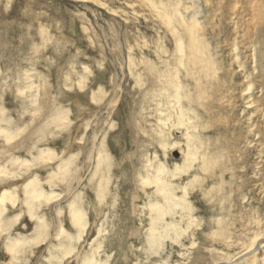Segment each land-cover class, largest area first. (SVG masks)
<instances>
[{"label":"rangeland","instance_id":"374dc122","mask_svg":"<svg viewBox=\"0 0 264 264\" xmlns=\"http://www.w3.org/2000/svg\"><path fill=\"white\" fill-rule=\"evenodd\" d=\"M154 1L157 4L176 2L184 19L196 20L199 33L217 68L215 77L209 79L211 87L206 95L207 99L201 103H193L201 126L197 132L206 145L203 152L214 157L216 163L208 173L203 171L202 162L198 160L190 174H185L179 182L182 186L186 185L198 174L200 178L207 179L205 189L215 197L220 193L216 191L218 185L225 181L227 187L224 188L229 187L230 190L224 189L225 193L222 194L229 197L233 191L236 193L231 195L227 212H222L218 203L219 206L216 205L220 214H217L211 195L205 196L200 190L198 197L203 200L201 203L207 210V216L196 217L203 222L205 219L214 222L213 219L220 217L221 212L227 218L230 214L236 225L231 228L235 238L242 236L241 241L244 239L243 242H247L253 232L259 230L257 219L263 222L260 226L264 232V0ZM177 30L183 32L184 28L177 25ZM165 36L171 37L168 28L162 25L157 10L146 0H0V105L5 110L6 118H11L14 122L11 126L13 129L26 127L22 136L12 142L18 141L16 149L8 150L9 144L0 138V154L5 153L0 162L2 166L12 168L10 160L13 156L30 161L37 157L40 150L48 149L59 155L56 161L41 162L30 172H24L23 177L9 180L10 189L17 192V202L15 205L5 202L6 214L9 218L22 214L12 237H31L35 230V220L26 213L24 181L38 176L42 187L46 191L52 190L48 179L61 163V157L79 154L78 168H82L86 165L87 150H90L94 137L98 135L97 145L104 138L109 142L116 164L113 174L115 182L101 216L95 214L98 203L94 190L90 188L87 191L90 199L85 210L90 212V221L95 229L90 231L92 236L89 239H81L75 243L76 252L80 251L81 256L91 252L93 240L98 236V228L104 222L103 227L106 228L102 240L107 246L99 251L98 259L115 264L114 256L120 244H117V248L114 245L119 231L120 239L125 237L124 249L138 247L137 250H140L144 246V241L136 244L130 235L125 236L129 216L132 218L131 195L136 192L135 184H139L138 174L144 172L147 158L151 163L166 161L169 168L173 163H183V151L180 148L169 151L165 158L157 142L160 112L158 101L154 100L152 92L158 91L163 82L152 75L149 65L154 63L156 69L163 71L171 68L164 63L173 64L175 43ZM161 41H164L165 45L162 44L167 51L162 56L157 52ZM181 75L184 85H190L193 93L195 80L186 76L185 70L181 71ZM81 81L84 82V88L79 85ZM100 92L105 94V98L99 104L93 96ZM118 97L119 101L112 109L111 103ZM35 100L33 107L32 101ZM55 108L69 111V124L63 131H60L61 128H53L52 124L49 130L61 133L51 136L47 132V124ZM39 128L45 129V136L41 132L39 135L35 133ZM31 132H34L33 140L29 138ZM184 134L185 129L171 131L172 139L180 142L183 149L186 147ZM93 169L90 166L81 177L77 175L80 179L75 178L76 182L71 185L68 193L66 190L69 188L65 183L59 181L53 187L62 196L48 205L42 204L39 209L50 226L46 244L41 246L39 252L35 250L37 258L33 262L30 260L33 255H28L26 260H22V264H49L47 257L49 258L50 248L56 242L54 237L58 209L65 211V207L73 200V193L85 191ZM15 170L19 173V169ZM121 177L126 178L131 187H125L119 196L115 187ZM8 186L4 187L0 183V195ZM153 190L150 188L148 192L152 193ZM141 191L136 194L141 193L145 199L136 202L139 207L146 201V195ZM117 198L118 205H115ZM236 211H241V216L239 213V216L236 215ZM178 219L180 217L177 214L175 220ZM63 223L72 228L68 229L70 233H75L65 212ZM145 223L144 226L141 225V238L148 228V222ZM139 224V220L137 223H129L131 227L135 225V228ZM209 231V228L203 231L202 236ZM195 240L197 244L202 242L197 236ZM6 242V237L0 238V264H12L11 257L6 254ZM183 242L184 246L166 241L163 260L170 257V261L166 260L168 264H213L206 252V244H203L205 252L200 254L204 258L199 262L200 255L196 247L191 246V240L188 238ZM259 244V247L245 251L237 244L229 248L224 245L210 247L230 253L233 260L240 264H252V260H256V264H264V237ZM77 254L63 258L62 264H84ZM129 254L133 255L130 251ZM134 258L131 264L148 262L145 255H136ZM153 259L150 260L151 264H160V261H156L157 258ZM124 261L123 259L121 262Z\"/></svg>","mask_w":264,"mask_h":264},{"label":"bare ground","instance_id":"6f19581e","mask_svg":"<svg viewBox=\"0 0 264 264\" xmlns=\"http://www.w3.org/2000/svg\"><path fill=\"white\" fill-rule=\"evenodd\" d=\"M146 1H148L154 7V9L157 10L162 25L168 28L171 37L165 36L166 39L175 43L173 64L171 62L170 64L169 62L164 63V65L170 66L171 68L163 71L161 69H156L154 63H150L149 65V70L151 71L152 75H154V77H159V79L163 82V84H161V88H159L158 91L155 90L152 92L154 100L158 101L157 106L158 111L160 112V117L158 118V126L160 128V131L157 142L160 148L163 150L165 158L169 151L176 148H180V151H183V163H173L169 168L167 166L166 161L160 162L158 160L156 163H151V161L147 158V163L144 162V172L139 171L140 173L138 174L139 184L136 185L134 183V188L136 192H133L131 195L133 206L131 212L132 218H130L129 216V221H127L128 225L126 224L125 229V236L130 235L132 237L133 242L136 244L138 242L144 241V246H142L140 250H137L138 247L136 249L133 247H129L130 249L128 248V250H126L123 248L125 237H121L120 239V231L119 233L116 232L118 234V239L116 240L114 247L117 248V244H120V248H117L114 256L115 264H125L128 262L130 263L131 261L133 262V260H135L134 257L136 255L141 257H143V255L146 256L148 262L142 261L141 264H151L150 260L153 258H157L156 261H160V264H168L167 261L170 259V257L168 260L166 259L167 261L163 260V255L165 253L166 248V241L170 240L173 243H177L176 245L180 244L184 246L183 240L188 238L191 240V246L194 248L196 247L199 255L202 252H205V247H203V244H206L208 246L207 247L205 245L207 249L206 252L208 253L210 260L213 264H240L238 261L233 260V258L230 256V253L223 251L221 252L220 250L215 249V247L211 248L210 246L224 245L229 248L232 245L237 244L238 247L241 246V248H243V251H245L246 249L250 250L252 248L259 247L258 245H261L259 244L260 240H262L264 237V232L262 230L263 228L260 226L263 223L261 219H257L256 222L259 230L253 229L255 231L253 232L249 241L243 242L244 239L241 241V238H243L242 236L239 238L238 236H236L235 238L234 233H232L231 231L232 226L235 225L234 219L233 221L231 220L229 213V218H227V216L222 213L224 210L227 209L226 207L230 203L229 200L231 198V195L234 193L233 191V193H231L229 197L227 195L222 194L225 193L224 189L227 190L229 188H224L227 187L225 186V181L222 182L221 185H218V187L215 186L217 187L216 191L220 192L216 194L215 197L214 194L209 193V191L205 189L204 183L205 181H207V179L200 178L198 174H195L194 178H192L186 185L182 186L181 182H179L183 180L185 174H190V172L193 170V167L195 166V163L198 160L202 162L201 168L204 172L209 173L215 166L216 161L214 160V157H211L205 152H203L206 145H204L205 142L203 141L202 136L197 132V130L201 126L199 124V115L194 110L193 103L195 101L201 103L203 100H205L207 93L210 91L209 87H211V85H209V81L212 79V77H215L214 75L217 74V68L215 67L212 56H210V54L208 53V46L206 45L204 38H202L201 34L199 33L198 23L196 22V20L187 21V19H184L179 12L178 3L169 1L167 3L160 2V4H157L154 0ZM177 25L183 27L184 31H178ZM160 43V46L157 45V52L160 56H162L167 51L164 47V41H161ZM162 43H164V45ZM182 70H185L186 76L193 77L196 82L195 86L193 87V93L190 85H184V80L181 75ZM205 79L206 81L204 82ZM79 85L82 88L85 87L83 81H81ZM249 89H251V86L249 87ZM208 95L210 96V94ZM156 97L159 98L156 99ZM104 98L105 94L103 92L97 93L96 95L94 94L93 96V99L99 104L104 101ZM118 101L119 97L112 101V109L117 105ZM32 102L34 103V107L36 100ZM188 105L189 107H187ZM171 110L174 111V113ZM50 115L51 120L47 124V132L49 131L52 134L51 136H55V134L61 133L60 131H63L65 130V128L68 127L69 111L55 108ZM10 119L6 118L5 110L3 106L0 105V138H3L6 144H9L8 150L12 148L16 149L18 147V141H16L15 143L12 142L22 136L23 132H25L26 130V127L23 128L21 126L16 127V129H13L11 126L14 122ZM3 123H6L7 125L4 126ZM52 124H54L53 128L57 127L61 128V130L58 132L49 130V128L52 127ZM181 129H185V149H183V147H180V142L174 141L171 137L172 130L176 131ZM44 131L45 129L42 130V128H39L35 133H38L39 135L41 132L42 136H45L47 132ZM34 132H31V136H29L30 140H33ZM97 138L98 135L94 137V142L92 147H90V150H87V156L85 155L87 157L85 163L86 165H84L82 168H78L79 154H71L68 156L65 155L61 157V163H59L57 167L51 172L50 178L48 179L49 184L52 186V190L46 191L42 187L38 176H34L31 180L24 181L25 185L23 186V190L25 194L24 204L27 208L26 213L31 219L35 220V230L34 234L31 237L23 236L14 238L11 236L14 229H17L16 227H18V225L20 224L22 214L15 215L11 218H9L6 214L7 210L5 202L9 201L14 205L17 202V192L14 189H10L11 181L9 180L11 178L14 179L15 177H23L24 172H30L37 164H40L41 162L56 161L59 155L56 151L54 152L51 149H48L40 150L37 157H34L30 161L26 159L21 160L13 156L10 160L12 168H8L6 165L2 166V162H0V183L2 182L4 187L9 185L6 189L3 187L5 190L2 191L0 195V238L6 237L7 239L5 249L7 252L6 254L11 257L12 264H22V260H26V257L28 255H33L32 257H30L31 262H33L37 258V252H39L40 248H42L43 245L46 244L45 241L49 236L50 226L48 224V221L43 219V215L40 214L39 209L42 204L48 205L53 200L55 201L56 199L62 196V194L55 191V188L53 187H55V185H58L60 181L62 183H65V185L69 188L66 190V192L68 193L71 185L76 182L75 178L80 179L81 174L83 172L85 173V171L89 169L90 166H93L94 169L92 171L89 181L85 185V191H75L73 193L74 195L72 196L73 200H71L65 207V211H62L61 208L58 209V213L56 214L57 227L54 237L56 242H54L55 244L52 245V247L50 248L49 258L47 257V260L49 264H62L63 258L72 256L76 253H78L77 257L81 256V254L79 253L80 251L76 252L75 243H78L79 241H81V239H89V236L91 235L90 231L92 229H95V225H93L90 221V212H88V210H85L86 205H88L87 202L90 199L89 195L87 194V191H89L90 188L94 190L96 201L98 203L95 207V214L96 216H101L104 207L107 203L106 201L109 199V195H111L112 184L115 182L113 179V174L115 172L116 164L113 160L111 148L108 144L109 142L107 143V138H104L103 141H101V143L97 145ZM32 148L34 149V147ZM72 150L73 149H71V151ZM3 154L5 153L0 154V160L4 159ZM222 166L225 168L224 164ZM15 169H19V173L16 172ZM77 175H79L80 177H78ZM27 179H29V176H27ZM122 179L123 178L121 177V180L118 181L117 186L115 187L116 193L119 196H121L122 190H124L125 187H131V185L128 184L126 178L123 180ZM230 184L232 185V183ZM150 188L154 189L152 193L148 192ZM140 189L143 191V194L145 193L146 195V201H144L142 207H139L136 204V202L138 203L139 201H141L142 198H144V195L142 196L141 193L136 194L137 191H141ZM194 189L196 191H194ZM200 190L204 193L205 196H209V194L211 195V199H213L212 203L214 204V207H216L215 209L217 210V214H220L218 213L217 205L218 203L219 205H221L218 206L222 209L221 214L224 216L221 215L220 217L213 219L214 222L208 219H205V221L203 222L199 220L198 217H196L197 215L205 216L207 214V210L204 209V206L201 203L203 200L201 201L198 197V191ZM206 190L208 191V193ZM209 190L213 193L216 192L213 191L214 188L213 190ZM243 201H245V199ZM262 201L264 202V197L262 198ZM115 203V205H118V198L117 202ZM120 203L122 202L120 201ZM114 209H116L115 206ZM229 209L228 211H230ZM233 209L237 210L235 208ZM215 211H213L212 213L216 214ZM64 212L67 214L75 233H70L68 229H70L71 227L66 225V223H63ZM238 213L236 215H238ZM240 213L239 215L241 216ZM177 214L179 215L180 219L175 220ZM137 220L140 221L139 227L135 228V225H133L132 227L129 225V223H137ZM251 221L255 222L254 220ZM145 222H148V228L141 238V229L142 226L146 224ZM104 223L102 224L104 225ZM248 223H250V221ZM103 225H100V228H98V236L97 238H95V240H93L94 242L92 244L93 246L91 252L87 255L85 254L81 256L82 262L84 264H108V261L98 259L99 251H101V249L106 245V243L104 244V241L102 240V238L105 237L104 232L106 228L103 227ZM208 228L210 229L209 233H205V236H202V232ZM4 234L6 235L4 236ZM196 236L200 240H202L201 243L197 244L195 240ZM118 240H120L119 243ZM36 249L37 252L35 251ZM129 251L133 255L130 256ZM123 256L124 258H122ZM199 257V262H201L204 257L201 258L202 255H200ZM123 259L125 260L124 263H122ZM252 262V264H256V260H252ZM28 264L31 263L29 262Z\"/></svg>","mask_w":264,"mask_h":264}]
</instances>
